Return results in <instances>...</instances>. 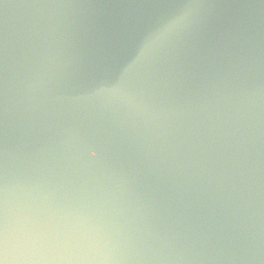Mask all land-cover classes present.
I'll return each mask as SVG.
<instances>
[{"label":"water","instance_id":"obj_1","mask_svg":"<svg viewBox=\"0 0 264 264\" xmlns=\"http://www.w3.org/2000/svg\"><path fill=\"white\" fill-rule=\"evenodd\" d=\"M0 264H264V0H0Z\"/></svg>","mask_w":264,"mask_h":264},{"label":"clouds","instance_id":"obj_2","mask_svg":"<svg viewBox=\"0 0 264 264\" xmlns=\"http://www.w3.org/2000/svg\"><path fill=\"white\" fill-rule=\"evenodd\" d=\"M166 38H167V33H166V32H162V33H160L159 36L157 37V40L162 42V41L165 40Z\"/></svg>","mask_w":264,"mask_h":264}]
</instances>
